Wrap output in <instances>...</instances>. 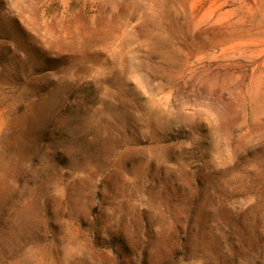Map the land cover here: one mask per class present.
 Wrapping results in <instances>:
<instances>
[{
	"label": "rangeland",
	"instance_id": "374dc122",
	"mask_svg": "<svg viewBox=\"0 0 264 264\" xmlns=\"http://www.w3.org/2000/svg\"><path fill=\"white\" fill-rule=\"evenodd\" d=\"M0 264H264V0H0Z\"/></svg>",
	"mask_w": 264,
	"mask_h": 264
}]
</instances>
